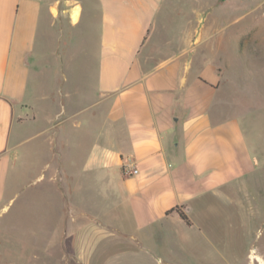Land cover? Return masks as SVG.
I'll use <instances>...</instances> for the list:
<instances>
[{
    "label": "crops",
    "instance_id": "crops-1",
    "mask_svg": "<svg viewBox=\"0 0 264 264\" xmlns=\"http://www.w3.org/2000/svg\"><path fill=\"white\" fill-rule=\"evenodd\" d=\"M215 1L0 0L1 234L32 168L34 185L58 173L64 184L49 199L54 222L30 233L38 251L64 242L81 264L216 262V203L244 226L246 176L259 167L238 120L218 113V82L249 53L222 51L232 22ZM215 50L224 71L208 60ZM44 72L56 83L48 128L22 120ZM49 130V159L36 162L39 145L19 162Z\"/></svg>",
    "mask_w": 264,
    "mask_h": 264
},
{
    "label": "rangeland",
    "instance_id": "rangeland-1",
    "mask_svg": "<svg viewBox=\"0 0 264 264\" xmlns=\"http://www.w3.org/2000/svg\"><path fill=\"white\" fill-rule=\"evenodd\" d=\"M210 1L213 4L215 0ZM216 1L213 10L217 17H221V20L226 21L227 24L232 22L229 29L232 40L231 42L227 41L228 46L223 45L222 51L228 52L227 54L233 53L235 56L244 53L240 49L247 50L246 52L249 53L246 58L242 57L244 61L242 67L238 64H231L227 67V74L223 75L226 80L222 83L218 82L216 98L226 103L218 109V113L230 116L241 124L252 161L259 168L246 176L248 180L246 193L249 194V197L245 200L243 198L244 217L246 218L244 226L239 223L238 215L234 213L235 208L231 202L218 200L216 203V217L215 220H212V224L214 223L216 227L217 240V247L213 250L216 253V262L213 264H260L252 257L254 255L261 259L263 262L261 264H264V0ZM54 45L52 43V49L55 48ZM219 52L221 51L215 50L208 58L213 66L219 64L218 55L221 54ZM46 63L48 65L49 62L46 61ZM218 67L220 66L218 65ZM220 68L221 71H224L223 64ZM39 81L42 97H38L37 100L40 101V104L35 106L32 104L33 100L30 101L22 120L27 121L37 117V123H41L40 127L46 124L45 127L48 128L49 94L51 92V95L54 96L53 86L56 83L54 80H50L48 72L42 73ZM54 107L60 110L63 106L52 105V110ZM33 132L32 129L28 131L29 134ZM48 134H50V130L44 135V141L42 138L36 146H33V141L28 142L17 160L31 163L33 150L39 145L42 152L46 154L42 153L37 156L36 162H38L37 159L48 160L47 150L51 149ZM22 152H25V160L22 159ZM57 155H53V158L59 163L61 155ZM23 171L28 172L26 184L21 189L26 193L27 201L23 204L20 212L14 210L9 215L7 219L10 227L9 237L0 233V264H81L73 256L70 244L63 242L61 248L55 252L51 250L43 253L44 249L41 248L42 252L38 251L40 248L37 250L31 241V232H39L55 220V218L53 219L54 215L50 216L49 199L51 195L55 196L56 191L64 193L63 176L58 173L54 183L43 181L34 185L33 179H31L34 170L27 168ZM47 171L45 170L44 173L46 174ZM59 171L60 169H58ZM37 172L38 170H36ZM16 174L17 171L14 172V175ZM49 187H51V191H49ZM57 219L58 216H56ZM227 226L232 229H226ZM241 236L243 241L236 242L241 240ZM40 246H46L43 242V235ZM184 259L186 262L183 264H204L202 260Z\"/></svg>",
    "mask_w": 264,
    "mask_h": 264
},
{
    "label": "trees",
    "instance_id": "trees-1",
    "mask_svg": "<svg viewBox=\"0 0 264 264\" xmlns=\"http://www.w3.org/2000/svg\"><path fill=\"white\" fill-rule=\"evenodd\" d=\"M174 211H176L179 216L181 217V219H183L185 221L186 224H189V220L187 219L186 215L179 209V208H175Z\"/></svg>",
    "mask_w": 264,
    "mask_h": 264
},
{
    "label": "built area",
    "instance_id": "built-area-1",
    "mask_svg": "<svg viewBox=\"0 0 264 264\" xmlns=\"http://www.w3.org/2000/svg\"><path fill=\"white\" fill-rule=\"evenodd\" d=\"M132 172H133V173H135V172H136V170H135V169H133V170H132Z\"/></svg>",
    "mask_w": 264,
    "mask_h": 264
}]
</instances>
